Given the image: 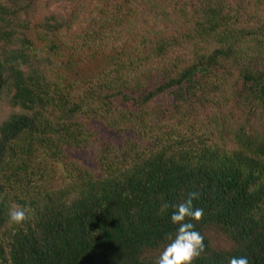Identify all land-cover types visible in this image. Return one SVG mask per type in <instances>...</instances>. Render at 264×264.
<instances>
[{
	"label": "trees",
	"instance_id": "1",
	"mask_svg": "<svg viewBox=\"0 0 264 264\" xmlns=\"http://www.w3.org/2000/svg\"><path fill=\"white\" fill-rule=\"evenodd\" d=\"M0 264H264V0H0Z\"/></svg>",
	"mask_w": 264,
	"mask_h": 264
}]
</instances>
